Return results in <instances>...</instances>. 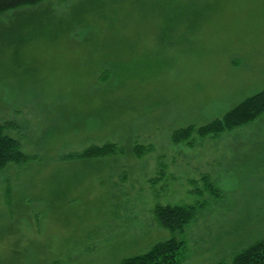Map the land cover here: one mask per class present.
I'll use <instances>...</instances> for the list:
<instances>
[{
	"label": "rangeland",
	"instance_id": "1",
	"mask_svg": "<svg viewBox=\"0 0 264 264\" xmlns=\"http://www.w3.org/2000/svg\"><path fill=\"white\" fill-rule=\"evenodd\" d=\"M263 90L264 0H50L0 15V123L33 158L0 171V264H121L175 236L181 264L230 263L264 239V115L189 144L172 134ZM105 144L123 153L73 157ZM195 204L177 235L155 216Z\"/></svg>",
	"mask_w": 264,
	"mask_h": 264
},
{
	"label": "trees",
	"instance_id": "2",
	"mask_svg": "<svg viewBox=\"0 0 264 264\" xmlns=\"http://www.w3.org/2000/svg\"><path fill=\"white\" fill-rule=\"evenodd\" d=\"M50 0H0V15L16 11L22 8H36L46 4ZM66 2L68 0H61ZM264 115V90L257 95L247 98L233 110L228 112L222 119H216L203 127L189 126L185 129L176 130L172 134V141L175 144L193 143L194 137L200 139L217 138L224 133L235 128L253 123L259 117ZM12 125H3L0 123V171L5 170L9 165L26 164L33 158L26 156L21 151L19 141L7 134V130ZM146 148L136 146L134 152L139 157L144 154ZM122 154L123 151L114 144H105L103 146H91L82 154L73 156L77 159L105 158L116 154ZM69 158H72L69 157ZM207 182L208 190L216 195V188L213 184L204 178ZM201 205H167L157 206L155 216L158 223L166 230L177 235L194 221ZM185 252V243L178 237H173L168 241L155 244L149 251L126 258L121 264H181ZM218 264H264V239L256 241L247 248L235 255L230 263L221 262Z\"/></svg>",
	"mask_w": 264,
	"mask_h": 264
}]
</instances>
